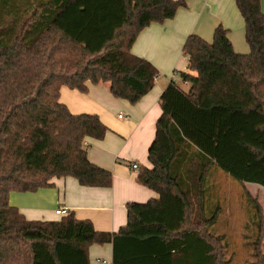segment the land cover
<instances>
[{
    "label": "trees",
    "instance_id": "trees-1",
    "mask_svg": "<svg viewBox=\"0 0 264 264\" xmlns=\"http://www.w3.org/2000/svg\"><path fill=\"white\" fill-rule=\"evenodd\" d=\"M234 1L250 52L237 53L223 26L212 42L187 38L188 70L179 76L188 89L172 80L163 92L152 168L139 166L138 182L158 197L128 203L127 224L110 233L74 213L28 220L10 195L67 177L84 187L112 186V173L93 164L84 145L103 140L108 127L96 114L70 112L60 90L85 93L88 82L109 83L115 98L138 103L159 72L132 47L186 1L0 0V264H12L16 242L28 264H36L38 243L51 244L54 264H61L57 244H111L113 264L231 263L224 236L211 231L218 216L206 210L209 181L221 169L242 185L264 188V13L261 0ZM247 199L255 214L246 264H264L262 207L249 193Z\"/></svg>",
    "mask_w": 264,
    "mask_h": 264
},
{
    "label": "crops",
    "instance_id": "crops-1",
    "mask_svg": "<svg viewBox=\"0 0 264 264\" xmlns=\"http://www.w3.org/2000/svg\"><path fill=\"white\" fill-rule=\"evenodd\" d=\"M185 1L186 7L181 8L174 19L151 24L132 47L134 55L150 61L159 72L154 88L138 103L115 98L109 83L88 82L85 93L66 86L61 88L60 102L70 112L96 114L108 127L103 140L88 139L87 147L90 161L112 173V186L84 187L67 177L55 179L53 187L34 193H12L10 204L28 220L59 221L62 217L56 215V210L67 207L77 219L91 221L97 231L115 233L127 224L128 203L143 204L158 197L138 182L140 170L133 165L152 168L148 155L162 115L160 99L172 80L181 81L179 73L188 70V60L183 54L187 38L195 34L212 42L216 29L223 26L237 53L250 52L244 19L234 0ZM261 6L264 13V0ZM216 222L211 231L220 235L214 232ZM56 248L61 264H113L111 244H78L76 248L57 244ZM52 250L51 244L38 243L36 264H54ZM15 254L20 256L16 264L28 263L22 245ZM15 254L12 264H15Z\"/></svg>",
    "mask_w": 264,
    "mask_h": 264
},
{
    "label": "rangeland",
    "instance_id": "rangeland-1",
    "mask_svg": "<svg viewBox=\"0 0 264 264\" xmlns=\"http://www.w3.org/2000/svg\"><path fill=\"white\" fill-rule=\"evenodd\" d=\"M177 85L184 91L188 89L180 80ZM207 188L206 210L208 214L218 216L214 232L224 236L227 242V259L231 258L230 264H246L253 255V231L249 226L252 225L255 214L252 203L247 199V193L251 195V199L259 202L264 217V188L255 184L242 185L221 169L215 172ZM210 189L212 192L214 190V195L210 193ZM21 245L22 243H14L15 252H20ZM262 247L264 249V243ZM19 259L20 256L15 254L14 261L19 262Z\"/></svg>",
    "mask_w": 264,
    "mask_h": 264
},
{
    "label": "built area",
    "instance_id": "built-area-1",
    "mask_svg": "<svg viewBox=\"0 0 264 264\" xmlns=\"http://www.w3.org/2000/svg\"><path fill=\"white\" fill-rule=\"evenodd\" d=\"M84 145L87 146L88 145V141L86 140L84 142ZM133 168L134 169H139V165L138 164H134L133 165ZM56 215L60 216V217H64V216H67L70 214V211L68 210L67 207H59L57 210H56Z\"/></svg>",
    "mask_w": 264,
    "mask_h": 264
}]
</instances>
